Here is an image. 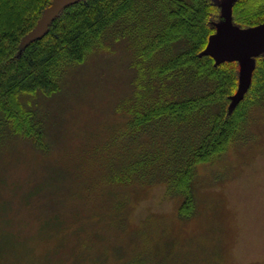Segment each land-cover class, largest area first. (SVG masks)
Wrapping results in <instances>:
<instances>
[{
	"label": "rangeland",
	"instance_id": "obj_1",
	"mask_svg": "<svg viewBox=\"0 0 264 264\" xmlns=\"http://www.w3.org/2000/svg\"><path fill=\"white\" fill-rule=\"evenodd\" d=\"M218 1L212 34L224 20ZM260 14L233 16L237 36L264 26ZM221 45L225 56L229 44ZM133 55L125 39L107 37L67 66L58 91L26 97L44 123L46 149L1 121L0 264H264V108L251 112L244 138L197 166L189 218L163 184L108 179L132 156L126 108L143 74ZM262 56H251L255 68ZM231 61L240 84L239 60L223 62Z\"/></svg>",
	"mask_w": 264,
	"mask_h": 264
},
{
	"label": "trees",
	"instance_id": "obj_2",
	"mask_svg": "<svg viewBox=\"0 0 264 264\" xmlns=\"http://www.w3.org/2000/svg\"><path fill=\"white\" fill-rule=\"evenodd\" d=\"M53 2L0 0V124L46 149L44 123L26 97L58 91L68 65L85 61L107 37L123 38L143 74L126 108L132 156L108 179L163 184L181 199L179 215L191 217L197 166L244 138L251 112L264 108V57L232 109L239 63L204 53L221 18L218 0H79L28 39ZM233 12L236 20L264 18V0H238Z\"/></svg>",
	"mask_w": 264,
	"mask_h": 264
},
{
	"label": "water",
	"instance_id": "obj_3",
	"mask_svg": "<svg viewBox=\"0 0 264 264\" xmlns=\"http://www.w3.org/2000/svg\"><path fill=\"white\" fill-rule=\"evenodd\" d=\"M79 0H54L53 4L45 11V18L53 19L61 10L65 7L78 2ZM236 0H223V17L224 20L220 23H216L217 32L211 34L208 40V46L204 50V53L210 54L217 63H221L227 59H238L240 62V84H239V94L238 98L233 96V102L231 106L234 107L245 95L246 90L250 87L252 83V76L255 69V64L252 62L251 56L259 55L264 53V45L261 47L253 49L250 45L256 46L258 41L264 38V26L259 30L250 34L246 37H238L236 34V29L233 23V3ZM40 25H43V20L39 21ZM43 27V26H41ZM46 30V27H43ZM43 30V31H45ZM35 31L28 37L32 39L36 36H40ZM229 44V50L226 48V55L224 53L218 54V49L222 47L221 43ZM223 58V59H221ZM251 59V60H250ZM236 99V101H235ZM230 106V107H231Z\"/></svg>",
	"mask_w": 264,
	"mask_h": 264
},
{
	"label": "clouds",
	"instance_id": "obj_4",
	"mask_svg": "<svg viewBox=\"0 0 264 264\" xmlns=\"http://www.w3.org/2000/svg\"><path fill=\"white\" fill-rule=\"evenodd\" d=\"M211 11L215 13V12H218V9L213 8L211 9Z\"/></svg>",
	"mask_w": 264,
	"mask_h": 264
}]
</instances>
